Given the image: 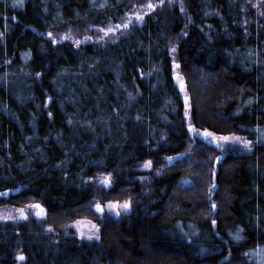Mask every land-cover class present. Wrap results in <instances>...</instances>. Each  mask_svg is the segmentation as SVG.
<instances>
[{
  "label": "trees",
  "instance_id": "obj_1",
  "mask_svg": "<svg viewBox=\"0 0 264 264\" xmlns=\"http://www.w3.org/2000/svg\"><path fill=\"white\" fill-rule=\"evenodd\" d=\"M152 1L0 0V205L47 209L0 221V264H264V18L249 0L159 5L80 73L102 42L73 39ZM99 173L114 185L93 184ZM123 200L120 216L94 209Z\"/></svg>",
  "mask_w": 264,
  "mask_h": 264
},
{
  "label": "rangeland",
  "instance_id": "obj_2",
  "mask_svg": "<svg viewBox=\"0 0 264 264\" xmlns=\"http://www.w3.org/2000/svg\"><path fill=\"white\" fill-rule=\"evenodd\" d=\"M249 1L252 4V6L255 7L258 17L264 18V0H249ZM183 3H184L183 0H159V1L155 0L152 2H147L142 7L137 8L138 5L133 6L131 9V12H129L130 14L121 18L120 21H116V22L110 21L109 23H107L104 26H100L98 24H90L89 27L91 29L94 28V31L91 33L89 30L87 34L88 35L92 34L91 37H93L94 39L91 37L87 38V40L82 39L81 37L80 38H74L73 43L75 42V44L77 46L76 48H79V44L83 48L87 44L92 45L95 43L97 45L99 42H102V44H100V47H98V45L96 47L98 50L97 51L98 56L96 57L95 61L92 63L87 62V64H85L81 68L80 73H82L84 70H91L94 66H96L100 60L99 55L108 53L109 48H107L108 45H106V44H110L112 46L113 44H115V42L118 41L117 39L122 37V35H123L122 33L125 32L126 30H128L129 28H131V26L134 27L135 24H139V25L141 24L142 25L143 22L145 21L146 16L148 14H150L152 12V10H155L156 6L165 5V4H179V5H181ZM149 4H152V5L156 4V5L154 7L149 8L148 7ZM47 34H49V33H47ZM55 37H57V39H63L64 35L59 34ZM57 39H55V40L57 41ZM77 42H79V43H77ZM83 48L80 51V57L81 58H83L85 56V53H86V50ZM111 51H112V49H111ZM84 60H87V58ZM150 68L151 69L149 72L144 73V75H143L144 77L153 76V75H155L156 72H157L156 76L160 75L159 73H161V71H160L161 67L159 65L154 64V65H151ZM113 70H114V75H115V84H117V88L120 89V91L124 92L127 100L129 102H131L132 100L135 99V94L131 90H128L125 85L120 83L121 70L120 69L115 70L114 68H113ZM77 73H79V72H77ZM17 77H19V76H17ZM50 96L51 95L47 96V99H48L47 104H50L52 102V99H49V98H53V97L52 96L50 97ZM234 137L239 138V139H232V140L235 141L239 145L241 152L249 153L253 150L254 147L249 140H247L241 136H238V135L232 136V138H234ZM245 141L250 142V143L245 144L244 143ZM221 145L222 144L219 143V146H221ZM189 154H190V156H192L191 152ZM219 155H217L215 157L214 163H216V160L219 157ZM220 156H222V160H223V155L221 154ZM181 157H182L181 155L179 157L178 156H171V157H169L171 159L168 158V163L169 164L174 163L177 159H180ZM222 160H221V162H222ZM145 164H146V162L141 165L140 170H142L143 172L151 171L152 165L150 167H145L144 166ZM105 178H107V182H103L105 180ZM144 179H145L144 176H140L141 181H143ZM90 181L93 184L100 186L101 188H106V189L113 186L115 183L114 178L112 177V175L110 173H99L96 177L90 179ZM191 184H192V181L190 179H187V178L183 179L182 183H181L182 186H188ZM125 202H128V204H129V207L127 209H124L123 207H115V208H111V209L109 208L110 203L116 204V205H123ZM38 203H40V202H35V203L30 204V205L25 206V207L14 206V205H0V221H23V220H26L30 214L36 215L38 217H43L44 215H46L47 209L43 215L39 214V212H40L39 208L33 207L34 205H37ZM130 204L131 203L129 200L108 201V202H106L105 207H102L100 204H95L94 209L99 213H103V211L105 209L115 216H120V215L126 214L130 211ZM96 205H100V207L103 209V211L97 210ZM43 207H45V206H43ZM21 210H23V212H21ZM117 212H119V215H117ZM71 225L75 229L76 233L79 234L83 239L95 240V239H98L100 236L99 226L91 219L79 218V219H76ZM92 225H95V227L93 228ZM82 233H83V235H82ZM88 236H92V238L89 239Z\"/></svg>",
  "mask_w": 264,
  "mask_h": 264
},
{
  "label": "water",
  "instance_id": "obj_3",
  "mask_svg": "<svg viewBox=\"0 0 264 264\" xmlns=\"http://www.w3.org/2000/svg\"><path fill=\"white\" fill-rule=\"evenodd\" d=\"M54 42H56V41H54ZM172 78H173L175 84L180 88V90H182V91H185L186 90V81H185V78H184L183 74H181L179 72H175V73L172 74ZM183 97H184L185 100L187 98V102L189 101L188 96H186V97L183 96ZM49 99H51V98H49ZM193 133H196V131H193ZM206 133H209L208 130L202 131L201 134H200V138L203 139V140H205V141H210L211 138H210L209 135H206ZM221 160H222V156H219L217 158V160H216V163H215L216 166L221 162ZM37 205H40V207L44 210V212L46 211V208L43 207L40 203H38Z\"/></svg>",
  "mask_w": 264,
  "mask_h": 264
},
{
  "label": "snow or ice",
  "instance_id": "obj_4",
  "mask_svg": "<svg viewBox=\"0 0 264 264\" xmlns=\"http://www.w3.org/2000/svg\"><path fill=\"white\" fill-rule=\"evenodd\" d=\"M148 7L151 8V7H154V5L149 4ZM138 18H139V17H138ZM49 35H51V34H49ZM67 38H68V37H65V39H67ZM77 43H79V42H77ZM206 135H209V136H210V135H212V134H211V133H206ZM221 139L227 140V139H230V138H229V137H222ZM232 139H239V138L234 137V138H232ZM244 143H245V144H248V143H250V142L245 141ZM169 159H171V158H169ZM144 166H145V167H150V166H151V161L146 162V164H145ZM103 182H107V178H105V180H104ZM0 195H2V194H0ZM33 207H36V208H39V209H40L39 214H41V215L44 214V210L40 207V205H34ZM96 207H97V210H99V211H103V209L100 207V205H96ZM115 207H123L124 209H127V208L129 207V204H128V202H125L123 205H116V204H111V203L109 204V208H110V209H111V208H115ZM213 207H215V205H213ZM21 212H23V210H21ZM117 215H119V212H117ZM78 223H79V222H78ZM213 223H215V222H213ZM92 227L94 228L95 225H92ZM82 235H83V233H82ZM88 238L91 239L92 236H88ZM97 238H98V237H97ZM236 239H240V237L237 236ZM19 259L23 260V259H24V256H23V255L19 256Z\"/></svg>",
  "mask_w": 264,
  "mask_h": 264
},
{
  "label": "flooded vegetation",
  "instance_id": "obj_5",
  "mask_svg": "<svg viewBox=\"0 0 264 264\" xmlns=\"http://www.w3.org/2000/svg\"><path fill=\"white\" fill-rule=\"evenodd\" d=\"M77 47V46H76Z\"/></svg>",
  "mask_w": 264,
  "mask_h": 264
}]
</instances>
